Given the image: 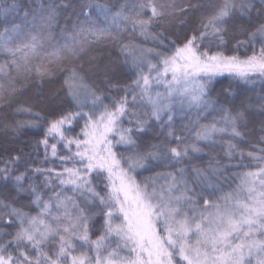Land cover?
<instances>
[{
    "label": "snow or ice",
    "instance_id": "obj_1",
    "mask_svg": "<svg viewBox=\"0 0 264 264\" xmlns=\"http://www.w3.org/2000/svg\"><path fill=\"white\" fill-rule=\"evenodd\" d=\"M0 264H264V0H0Z\"/></svg>",
    "mask_w": 264,
    "mask_h": 264
},
{
    "label": "rangeland",
    "instance_id": "obj_2",
    "mask_svg": "<svg viewBox=\"0 0 264 264\" xmlns=\"http://www.w3.org/2000/svg\"><path fill=\"white\" fill-rule=\"evenodd\" d=\"M94 54H96V53H94ZM42 159V158H41ZM49 167H51L52 165H48Z\"/></svg>",
    "mask_w": 264,
    "mask_h": 264
}]
</instances>
